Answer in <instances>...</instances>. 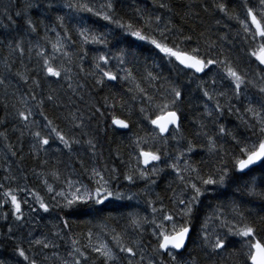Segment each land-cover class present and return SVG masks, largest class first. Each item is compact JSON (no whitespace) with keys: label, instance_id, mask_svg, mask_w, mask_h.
I'll use <instances>...</instances> for the list:
<instances>
[{"label":"snow or ice","instance_id":"6c2138e0","mask_svg":"<svg viewBox=\"0 0 264 264\" xmlns=\"http://www.w3.org/2000/svg\"><path fill=\"white\" fill-rule=\"evenodd\" d=\"M240 3L244 11L243 18L238 13L229 15L228 6L225 3L216 4V8L229 20H235L239 24L243 32V41L247 45L245 54L249 58L250 64L256 63L258 69L256 76L260 83L249 80L248 74L235 67L222 48L217 50L216 42L207 38L205 33H200V36L205 38L206 46L203 52L199 39L196 40V46H190L189 42L193 41V36L185 34L184 28L174 24L171 18L161 27L162 17L160 15H153L145 9L136 8L134 15L126 19L124 15H119L117 12V0H103L99 4H94L91 0H68L64 5L73 14L88 13L110 25H115L127 36L147 43L160 55L161 59H166L168 64L181 71L189 70L194 74H206L211 72L214 66L223 70V79L228 80L229 89L228 91H219L215 93V96L226 98L225 104H221L220 100L214 98V95L208 90L203 91L204 97L208 101L214 102L213 107H209L207 104L204 106V115L210 118L214 129L207 130L208 125L201 121L199 130L194 133V137L204 138L202 147L206 149L210 157L214 158L211 161H202L209 165L207 171L185 159L186 155L190 157L195 154L197 147L195 139H187L182 133V114L179 104L183 100L184 94L179 87L171 85L164 89V86L161 85L160 88H156L152 82L159 80L160 77L148 72L146 79L149 86L155 88L159 95L150 93L137 81L133 68L127 66L126 57L129 53L124 49H120L119 54L114 56L104 53L94 55L92 57L93 70L85 72L83 61L90 51L87 46L103 45L107 47L109 44L108 33L94 31L85 26L83 18H81L78 22L79 26L76 28V36L79 38L80 44L79 51H69L66 41H70L71 45L75 46L77 40L68 35L65 17L58 16V26L64 30L65 36L62 38L55 28L51 29L56 32L57 39L55 42H51L52 51L50 54L45 47L39 44L35 45L39 49L36 52L40 58L38 68L45 78H53L52 82L55 83L66 81L67 88L72 90L73 95L77 94V89L86 88L85 84L78 81L73 83L74 76L71 67L73 64L79 68L80 72H85V76H91L94 84L98 86H104L106 82L119 83L121 80L130 82L133 87L128 91H135L136 96H133V99L139 97L142 102V106L139 108L142 119L153 126L151 142L154 144L160 141L167 144L169 138L176 140L178 137L179 140L186 141L183 149H177L178 155L175 156L173 162L167 164L174 172L175 180L179 182L177 187L180 189L178 195L176 190L172 189L173 194L168 197L172 204L171 208L164 204V200L159 194L156 199H147L146 203L151 209V218L139 213L129 214V227L134 235H129L127 230L117 231L115 227L109 228L107 223H101L96 226L100 229V233L96 235V242L93 243L92 229H89L85 234L87 243L83 246H78L80 241L73 239L71 251L68 253L71 259H62L61 264H97V261L99 264H200L199 254L195 252V249L189 250L188 248L189 243L195 244L197 241L199 249L206 254L212 264H219V260L216 258L228 251L230 238H238L237 242L240 247L233 248L228 260H235L237 264H264V239L259 236V231H264V215L253 214L251 209L245 208L242 203H237L236 200H232L228 205L218 204L213 212L202 220L195 240L192 235L196 209L210 190L216 191L230 184H236L238 176L248 175L254 170L253 166L260 165L264 169V0H255L254 3L253 0H240ZM153 5L170 13L173 11V7L166 0H153ZM52 6V4L48 5L50 8ZM14 7L16 10L13 12L5 6L0 15L7 19L11 25H16L18 34L21 36L20 39H14L8 43L9 54L18 52L23 57L25 54L24 37L38 33L39 25L30 15V11L34 7L31 2L24 4L23 10L19 3ZM204 10L207 11V7ZM176 14L180 16L181 20H185L189 15L186 12ZM18 20L21 21L20 24L17 23ZM217 23L219 24L220 21ZM44 27L45 33H47L49 26L45 25ZM44 39L48 40L47 35L44 36ZM28 42L31 45V40ZM31 51L32 47H29L28 52L31 53ZM221 56L224 58L221 59ZM110 60L116 61L115 70L110 66ZM5 67L9 71L11 70L10 63L6 62ZM15 75L20 77L25 84L28 83L27 70L24 73L16 72ZM3 83L4 80L0 79V84ZM211 83L213 86L216 85L215 77L211 79ZM33 84L37 88L40 87L38 79L33 80ZM248 85L256 88L260 99L258 102L249 100L241 113V107H238L233 101H239L242 96L247 99ZM60 86L63 87V84ZM229 91L231 95H229ZM55 92L56 89H52V93ZM36 99L33 92L31 100L36 101ZM80 99L84 100V96L80 95ZM110 99L112 98L105 96L103 105L99 107L94 104L90 105L91 114L88 119L92 120L98 117L100 120L110 121L114 130H130L131 110H127L129 118H121L116 114V104H109ZM47 100L56 104L57 97L50 94L47 96ZM145 101L147 106H144ZM18 104L21 107L13 105L16 107V118L23 122L24 128H30L32 124L36 123L30 119L34 115L33 108L29 107V100L24 96L19 98ZM43 105L44 100L41 99L35 106L41 109L40 115L46 121L45 126L49 129V133L48 135H42L40 131L32 133L36 141L32 148L37 158H39L40 151H46V146L50 145L53 134L69 153H73V146L80 145L81 140L62 132L54 121L44 114ZM4 107L7 109L8 105L5 104ZM109 108H111L110 112ZM120 108L125 110L123 102L120 104ZM226 112L229 115H237L239 123L233 129H229L224 123L219 122ZM69 117L75 128L82 129L84 127L82 115L69 113ZM77 120L80 123H75ZM0 123H4V121H0ZM21 135H23L22 131ZM85 135L87 134L85 133ZM0 137L7 139L5 132H0ZM85 143L95 159L97 144L94 139L90 138ZM148 143V138H137L134 141L132 159L135 160V166H132L130 160L128 171L123 173V179L129 184H135L136 180H142L154 185L156 180L153 177H159L160 173L164 171L163 168L158 167L162 161L161 151L154 148L146 150L144 145ZM228 144L231 147H227ZM8 148L12 156L17 155L15 151H12L11 145H8ZM163 155H167V153ZM164 163L167 162L164 161ZM42 164L47 165L48 161L44 160ZM79 164L84 173L88 174L90 184L94 187L82 183L79 179L65 178L66 189L57 190L48 182L47 178H44L43 184L47 192L51 194V201L54 202L51 206L38 193L28 189L27 185L24 187L17 185L16 188H13L11 184L18 178L12 175L9 170V174L3 177L7 183L0 182V219L7 221L11 216L15 222H19L17 226L22 227L25 222L23 205H28L31 212L38 211L27 198H20L18 194L21 192H31L35 204H38L39 210L44 213H48L51 207L71 209L74 205L89 204L90 202L95 205H103L110 198L132 200L137 195L133 193L126 197L125 193L114 189L113 182L120 177L116 167L110 168L105 164L102 169L96 166L88 168L82 160L79 161ZM32 171L38 177L51 175L57 181L61 179V173L58 170L51 173L44 171L37 173L35 169ZM23 179L26 180L27 176H24ZM257 187L260 188V191H257ZM169 188H172L171 183ZM244 189L248 196L264 201V180H261L257 185L255 178H252L244 184ZM144 195H150L148 188L144 190ZM57 197L63 201L62 204L60 200H57ZM157 203H159V207H157ZM248 203H252V201H248ZM9 205L10 208L7 211H2ZM261 212H264V207L261 208ZM62 224L63 228L70 227L67 219H64ZM146 224L152 226L151 232L147 235H145ZM8 233L10 234L9 239H12L13 229L11 226L8 227ZM101 234L110 235L111 243L100 239ZM55 235L59 236L60 233L57 232ZM29 245L41 246L43 249L58 247L47 238L29 240ZM13 251L20 258L16 264H38L35 256L30 258L21 243H17ZM53 256L58 257V253H53ZM0 264H5V261L0 259Z\"/></svg>","mask_w":264,"mask_h":264},{"label":"trees","instance_id":"16d2710c","mask_svg":"<svg viewBox=\"0 0 264 264\" xmlns=\"http://www.w3.org/2000/svg\"><path fill=\"white\" fill-rule=\"evenodd\" d=\"M94 1H97V3L103 2V0H91L92 3ZM29 2L34 5L30 11V15L38 23L39 31L38 33L24 37L25 54L23 57L18 52L12 55L9 54L8 43L14 39H20L21 36L18 34L17 26L11 25L7 19H4L0 15V79L4 80V83L0 84V121H4V123H0V132H5L7 135L6 140L0 137V147L5 148L8 154L11 155L8 148V145H11L12 151L17 153L16 156L11 155L12 162L10 165L15 176L18 178L16 182L22 181L30 190L42 196L45 202L51 206L54 202L51 201L50 195L46 187L42 184L41 178L33 173V169L36 172L62 171L65 167L64 163L67 162L75 172L77 170L81 171L82 174L80 176L90 184L88 174L84 173L79 161L82 160L87 164L92 162L96 167L101 169L107 164L110 168L116 167L120 173L119 179L113 182L114 189L125 193V196L129 192L136 193L139 196L138 203L142 205V215H146L147 213L151 215V209L148 207L146 201L147 199H156L157 194L163 198L164 204L171 208L172 204L168 197L172 196V189L176 190L177 184L179 183L175 180L173 171L171 172L170 170L168 172L169 169L162 167L164 171L160 173L159 177H153L156 180V184L154 185L142 180H136L135 184H129L123 179V173L128 171V162L130 160L132 166H135V160L132 159V154L134 141L137 138H148L149 143L144 145L145 149H159L162 153V159L166 156L163 155L164 153L169 154L174 152L173 145L169 141L167 144L160 141L154 144L151 142L150 137L153 126L148 121L142 119L139 113L142 102L139 97L133 99V96H136V92L128 91L129 88L133 87L132 83L121 80L119 83L106 82L104 86H98L94 84L91 76H85V72L93 70L92 57L94 55L104 53L114 56L119 54L120 49H124L129 53L126 57L128 61L127 66L133 68L137 81L141 83L142 87L147 88L150 93L159 95L156 93L155 88L149 86L148 80L146 79L148 72H152L154 75L160 77L159 80L152 82L156 88H160L161 85L164 86V89L169 88L171 85L179 87L184 94L183 100L179 104V109L182 114V133L187 139H195L197 147L195 154L185 158L190 160L194 165L201 167L204 171H207L209 165L202 163V161H211L214 158L210 157L206 149L202 147L204 138L194 137V133L199 130V123L201 121L204 122V106L208 102L203 93L193 86L197 74L191 71H187L184 75L179 74L177 69L168 64L166 59H161L160 55L150 45L127 36L120 29H117L115 25H110L106 21L88 13L73 14L69 9L64 7L68 0H0V13H3L5 6L14 12L16 10L14 6L17 3H19L23 10V5ZM166 2L170 3L173 7V11L169 15V17L172 16L173 23L182 26L185 34H191L193 36V41L189 42L190 46L196 44L197 39L200 40V46H205V38L200 36L202 32L214 42L217 41V37L220 34L231 35L238 33L235 29L227 32V30L221 29L218 24L215 25L213 23V17H219L216 4L221 2L226 3L225 0H166ZM49 4L53 6L50 8L48 7ZM116 7L118 14L124 15L126 19L134 15L136 8L145 9L153 15H164V18L165 16L167 17L168 13L170 14L167 10L155 7L153 0H117ZM205 7L208 9L207 11L204 10ZM185 12L189 13L185 20H181L180 16L176 14ZM58 16L65 17V26L68 29V35H71L73 39L77 40L75 46H72L70 41H66L69 45V51H79L80 44L79 38L76 36V28L79 26L78 22L81 18H83L85 26L94 31L109 34V44L107 47L103 45L87 46L90 51L83 61L85 72H80L75 64L71 66L74 76L73 83L75 84L78 81L86 85L84 89H77L76 95H73L72 90L67 88L66 81H60L59 83L52 82L53 78H45L44 74L38 68L40 58L36 55V52L39 49L35 45L39 44L45 47L50 54L52 51L51 42H55L57 39L56 32H59L62 38L65 36L64 30L58 26ZM164 18L163 23L161 22V27L167 22L166 18ZM17 23L20 24L21 21L18 20ZM223 24L229 29L232 27V25ZM45 25L49 26L47 33H45ZM52 28H55L56 32L51 31ZM45 35H47L48 40L44 39ZM29 40H31V45L28 42ZM29 47H32L31 53L28 52ZM6 62L11 64L10 71L5 67ZM115 64V60H110V66L113 70H115ZM26 70L29 76L27 84L15 75L16 72L24 73ZM37 79L40 81V87L38 88L33 84V80ZM61 84H63V87L60 86ZM9 89L12 90V93L8 92ZM52 89H56V92L52 93ZM33 92L37 97L36 101L31 100ZM161 92H163V89H161ZM253 93L255 96L257 94L259 95L256 89L253 90ZM50 94L57 97L56 104L47 100V96ZM80 95L84 96V100L80 99ZM21 96L27 98L29 100V107L33 108L34 115L30 119L36 123L32 124L30 128H24L23 122L16 118V107H21L18 104ZM105 96L112 98L109 100V104H116V114L121 118H129L127 110H131L132 115L130 120L132 124L130 130H114V127L110 125V121L100 120L98 117L92 120L88 119L91 114L90 105L94 104L97 107L103 105ZM41 99L44 100V114L49 119H52L66 135L81 140L82 147L77 151V154L69 153L63 144L55 139L53 134L50 145L46 146V151H40L39 158H37L35 151L29 144V141L34 138L32 133L35 131H40L42 135H48L49 133V129L45 126L46 121L40 115L41 109L35 106ZM122 102L125 104V110H121L120 108ZM5 104L8 105L7 109L4 107ZM13 105H16V107H13ZM144 106H147L146 101L144 102ZM110 111L111 108H109ZM69 113H76L78 116H83L84 127L82 129L73 126V121L69 117ZM75 123H80V121L77 120ZM204 123L208 125L207 130L212 131L214 129L212 123ZM21 131L23 135H21ZM90 138L94 139V142L97 144V157L95 159H93L91 151L88 150V146L85 143ZM182 142L186 144L185 140H182ZM55 145L60 146V148L57 147L59 151L55 149ZM226 146L231 147L230 144ZM50 148L54 149V154L50 152ZM44 160L48 161L47 165L42 164ZM6 167L7 165L4 159L0 156V182H4L3 177ZM253 168L254 170L248 175H239L236 184H230L227 187L220 188L216 192L208 193L202 198V203L196 209V219L193 222L194 232L192 235L194 240L202 220L206 215H209L207 208H214L218 204L223 203L228 205L232 200H236L237 203H242L245 208L251 209L253 214L260 213L264 215V212H261V208L264 207V201L248 196L244 189V184L252 178H255L257 185L260 184L261 180H264V169L260 165L253 166ZM24 176H27L26 180L23 179ZM170 183L172 185L171 189L169 188ZM90 185L94 187V185ZM11 186L16 188L17 184L13 182ZM150 186L153 190H151L152 192L149 196H145L144 190L146 188L149 189ZM257 191H260L259 187H257ZM18 195L22 199L21 194L19 193ZM57 200L60 199L57 198ZM248 201H252V203H248ZM33 203L35 204L34 201ZM60 203H63L62 200H60ZM35 205L39 207L38 204ZM157 207H159V203H157ZM8 208H10V205L2 211H7ZM52 208L48 213H43L41 219L47 218L51 214V210H55L59 214L61 219L59 218L58 220H61V222L58 226L63 231V235H60L63 237H57L56 242L65 248H72L73 239H78L80 241L78 246H83L85 234L93 224L107 223L109 228L115 227L117 231H123L127 228L131 230L128 220L130 206L127 198L123 200L110 198L103 205H95L90 202L89 204L74 205L71 209H61L60 207ZM64 219L68 220L69 228H63L62 221ZM15 225L16 222L11 216H9L7 221L2 219L0 222V245H2L3 250L12 251L18 243L17 241L9 239L8 227L11 226L13 229ZM145 230V235L150 233L148 224L145 225ZM129 235L131 234L129 233ZM259 236L261 239H264V231H259ZM107 237L111 242V236L107 235ZM237 240L238 238H230L231 242L228 246V251L222 253L221 257L216 258L219 260V264H237L235 260L227 259L234 247H240ZM23 247L30 257L31 248L27 246ZM188 248L189 250L195 249V252L199 254L200 264H212V261L209 260L206 254L199 249L198 241L195 244L189 243Z\"/></svg>","mask_w":264,"mask_h":264},{"label":"rangeland","instance_id":"374dc122","mask_svg":"<svg viewBox=\"0 0 264 264\" xmlns=\"http://www.w3.org/2000/svg\"><path fill=\"white\" fill-rule=\"evenodd\" d=\"M93 3L99 4V3H97V1H94ZM162 17L164 18V15H162ZM165 18H166V16H165ZM223 44H225L224 41L218 43V45L223 50H227L228 53L226 55L229 56V58L231 59V61L234 64V66L237 67L241 72H246L248 74L249 80H255L256 81V79L251 74L248 73L249 72V69L247 67L248 60L245 57H243L241 54L236 53L234 51V49H233L234 47L232 45L229 44V46L227 48V46L223 47ZM192 46H196V44H193ZM223 58H221V59H223ZM223 76H224L223 70L221 68L214 66L212 68L211 72H207L206 74L199 75V76L195 77L193 86L196 89L200 90L202 93L205 89L208 90L210 93H212L214 95V98L220 100L221 104H225L226 98L215 96V93H218L219 91H222V90L228 91V89H229V82H228V80L223 79ZM213 77H215L217 80V83L215 86H213L211 83V79ZM255 89H256L255 87H252L251 89L249 87H247V89H246L247 99H245L242 96L239 101H235V100L233 101V103H235L238 107H241V113H243V108L245 106H247L249 100H251L253 102L259 101L260 96L258 94L255 96V94L253 93V90H255ZM8 92L12 93V90L9 89ZM229 95H231L230 91H229ZM213 103H214L213 101H210V102L208 101L207 105L209 107H213ZM204 116H205V118H204ZM204 116H203L204 122L211 123L210 118H208L206 115H204ZM219 122L224 123L226 125V127H228L229 129H233L239 123V120H238L236 114L229 115L226 112L225 115L222 118H220ZM178 140H179V137L176 140L171 139V138L168 139V141L173 145L174 152L169 153L166 156H164L162 161L158 164V167H161V168L166 167L167 169H169L168 172H170V170L172 172V169L169 168L167 166V164H171L173 162L175 156L178 155L177 149H183L185 147V144L182 142V140H179V143H178ZM29 142H30L29 143L30 146L32 147V145L36 142L35 138H32L31 141H29ZM221 142H223V141H221ZM55 146H56L55 149H57V147L60 148L59 145L58 146L55 145ZM81 147H82L81 144L75 145L73 153L77 154V151L79 149H81ZM53 150H54L53 148H50L51 153H53ZM0 156L4 159V161L7 165V167L5 168L4 176L9 174V170H10V173L15 176V174H14V172L10 166L11 162H12L11 155L8 154V152L3 147H0ZM185 157L187 158V155ZM164 161H166L167 163H164ZM64 164H65V167L63 168V170L59 171L61 173L60 181L55 180L51 175H47L46 177H40L42 184H43L44 178H47L48 182L50 184H52L57 190H60L61 188L66 189V184L64 183L65 178H71L73 180L79 179V180H81L82 183L89 184L87 181H85L83 179V177L80 176V174H82L81 171L77 170L75 172V170L72 168V166L69 163L65 162ZM84 164L88 168H91L92 166H96L92 162H89L88 164L86 162H84ZM141 167H142V165H141ZM38 172H41V171H38ZM44 172L45 173H51L49 171H44ZM5 183H7V182H5ZM15 184H17V185L19 184L20 187L25 186V184L22 181L15 182ZM44 187H45V185H44ZM151 190H153V189L150 186V188H149L150 193L152 192ZM179 192H180V189L177 187L176 188L177 195L179 194ZM211 192L214 193L216 191L210 190L209 193H211ZM20 194H21L22 199L27 198L29 203L32 204L33 207H36L38 209V211L37 212H31L28 205H23V211L25 213V222H23L22 227H18L17 225L19 222H16V225L13 228L14 229L13 233L11 234L13 237L12 240L17 241L18 243H21L22 246L30 247L31 248L30 258L35 256L36 260L38 261V264H61L62 259H69L70 260L71 258L69 257L68 253L71 251V247L65 248V247H62L61 244L56 242L57 237H60V238L63 237V236H60V235H63V231L58 226L59 223L61 222V220H58L60 218L59 214L55 210H54L55 212L51 210V214H49V216L47 218L41 219V216H43L44 212L42 210H39V207H37L33 203L34 199H33V196L31 195V192H28V193L21 192ZM132 194H133L132 192H129L126 196L132 195ZM49 195H51V194H49ZM57 198H59V197H57ZM138 200H139L138 195H136L134 199L128 200V203L130 206V208L128 210V217H129V214H132V213H139L141 215L143 214L142 213L143 210L141 209L142 205H141V203L140 204L138 203ZM214 209H215V207L211 208V209L207 208L208 214H211ZM146 215H148L149 218H151V215H149L148 213ZM1 220L2 219H0V222H1ZM97 225H99V224H93V225H91L92 227L90 228V229H92V231L94 233L93 243L96 242V235L100 233V229L98 227H96ZM126 230L131 235L133 234L132 230H130L128 228ZM151 230H152V226L149 225V231L151 232ZM57 232L60 233L59 236H55V233H57ZM29 233H31V236H29ZM37 238H39V239L47 238L48 241H51L53 244L58 245V247L57 248L43 249L41 246H36V245L30 246L29 240H34ZM84 238H85V240L83 242H84V244H86L87 243L86 235ZM107 238L108 237L105 235H102V234L100 235V239L107 240L109 243H111ZM53 253H58V257L53 256ZM45 257H47V259H45ZM0 259L4 260L5 264H16L17 260L20 258H18L16 256V254L13 250L12 251H7L5 249L3 250L2 245H0ZM97 264H99V263H97Z\"/></svg>","mask_w":264,"mask_h":264},{"label":"flooded vegetation","instance_id":"af4514ba","mask_svg":"<svg viewBox=\"0 0 264 264\" xmlns=\"http://www.w3.org/2000/svg\"><path fill=\"white\" fill-rule=\"evenodd\" d=\"M225 1H226L225 4L228 6L229 15H234V14L238 13L241 16V18H243L244 11H243L242 4L240 3V0H225ZM254 2H255V0H253V3ZM221 3H224V2H221ZM169 15H171V13L170 14L168 13L166 20L168 21V19L171 18V20L173 22L174 20H173L172 16L169 17ZM160 16L162 17V15H160ZM217 21H220V23L218 24ZM161 22L163 23V17H162ZM213 23H215V25L218 24L221 29H225V30H227V32H230L231 29H235V31L239 32V35H237V34H231V35L230 34H220V35H218L217 41H216L217 50H219L221 48L218 45V43H220L222 41L225 42V44H223V47L227 46V48H228L229 44L232 45L234 47L233 49L236 53L241 54L243 57H245L248 60V62H247V67L249 69L248 73L251 74L256 79L257 83H260L258 77L256 76V71L258 70L256 63L250 64L249 58L245 54V50L247 48V45L243 41V32L240 29L239 24H237L235 20H229L227 16H225L223 13L221 14L220 12H219V17H216V18L213 17ZM223 23H226L228 25H232V27L229 29L226 26H224ZM205 46L201 45V51L202 52H203ZM223 52L225 55L228 53L227 50H223ZM220 58H223V56H221ZM177 71L179 74L184 75L189 70L181 71L180 69H177ZM203 74L204 73L197 74V76L203 75ZM248 87L251 89L253 86L249 85Z\"/></svg>","mask_w":264,"mask_h":264},{"label":"bare ground","instance_id":"6f19581e","mask_svg":"<svg viewBox=\"0 0 264 264\" xmlns=\"http://www.w3.org/2000/svg\"><path fill=\"white\" fill-rule=\"evenodd\" d=\"M126 195H127V193H126Z\"/></svg>","mask_w":264,"mask_h":264}]
</instances>
